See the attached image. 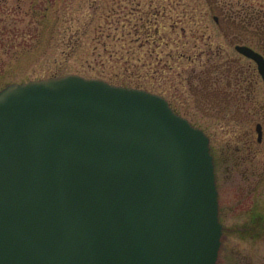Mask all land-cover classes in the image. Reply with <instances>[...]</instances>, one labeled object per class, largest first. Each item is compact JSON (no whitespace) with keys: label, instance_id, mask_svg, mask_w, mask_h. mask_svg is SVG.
<instances>
[{"label":"water","instance_id":"water-1","mask_svg":"<svg viewBox=\"0 0 264 264\" xmlns=\"http://www.w3.org/2000/svg\"><path fill=\"white\" fill-rule=\"evenodd\" d=\"M222 231L210 139L165 97L75 73L0 90V264H216Z\"/></svg>","mask_w":264,"mask_h":264},{"label":"rangeland","instance_id":"rangeland-1","mask_svg":"<svg viewBox=\"0 0 264 264\" xmlns=\"http://www.w3.org/2000/svg\"><path fill=\"white\" fill-rule=\"evenodd\" d=\"M258 11L264 0H0V90L75 73L165 97L210 139L216 264H264V80L235 48L261 53L242 21Z\"/></svg>","mask_w":264,"mask_h":264},{"label":"trees","instance_id":"trees-1","mask_svg":"<svg viewBox=\"0 0 264 264\" xmlns=\"http://www.w3.org/2000/svg\"><path fill=\"white\" fill-rule=\"evenodd\" d=\"M248 26H252L253 35L258 39L261 53L264 55V11H258L242 20Z\"/></svg>","mask_w":264,"mask_h":264}]
</instances>
